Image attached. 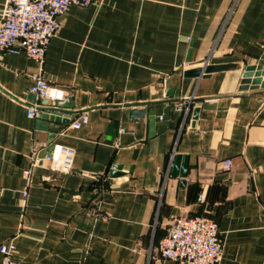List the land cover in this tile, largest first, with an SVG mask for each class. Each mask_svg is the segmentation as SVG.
I'll use <instances>...</instances> for the list:
<instances>
[{"label":"crops","instance_id":"1","mask_svg":"<svg viewBox=\"0 0 264 264\" xmlns=\"http://www.w3.org/2000/svg\"><path fill=\"white\" fill-rule=\"evenodd\" d=\"M61 22L42 71L0 54V244L15 237L21 264H177L158 251L171 220L205 214L220 264H264V87H242L264 66V0H94ZM227 63L242 67L186 76ZM37 72L66 93L56 120L28 116L52 104ZM58 143L73 171L28 183L34 150Z\"/></svg>","mask_w":264,"mask_h":264},{"label":"built area","instance_id":"2","mask_svg":"<svg viewBox=\"0 0 264 264\" xmlns=\"http://www.w3.org/2000/svg\"><path fill=\"white\" fill-rule=\"evenodd\" d=\"M93 2L94 0H5L0 9V54L24 51L42 71L48 45L61 28V18L69 6L76 4L88 7ZM34 79L30 92L38 99L49 100L51 105H56L65 98V91L48 84L42 72H37ZM41 114L39 103L28 108L30 118H38ZM87 122L88 117L83 112L70 126L78 128ZM74 154L73 148L60 143L44 154L35 149L29 168L23 171L27 182H31L35 168L40 166L60 175L71 173ZM232 166L230 159L223 162L224 170H231ZM111 169H115V166H111ZM28 195L27 187L22 191L24 206ZM198 200H204L203 192L199 194ZM15 248V237L0 244V264H21L15 257ZM158 251L161 258L173 260L177 264H220L224 247L219 225L215 219L205 214L178 215L171 220L165 236L159 242Z\"/></svg>","mask_w":264,"mask_h":264},{"label":"water","instance_id":"3","mask_svg":"<svg viewBox=\"0 0 264 264\" xmlns=\"http://www.w3.org/2000/svg\"><path fill=\"white\" fill-rule=\"evenodd\" d=\"M242 64L237 63H227V64H221V65H206L194 68L192 70H188L186 72V76L188 77H200L205 76L213 71L217 70H224V69H230V68H241ZM244 83L243 89H249V88H259L264 87V66H247L244 68ZM62 104L59 103L58 105H46L45 108H41L42 114L41 118H43L46 122H49V120H56L58 119L59 113L62 112ZM37 122H40V119L36 120ZM151 122L153 123V119H151ZM43 123V122H41ZM45 124V123H43Z\"/></svg>","mask_w":264,"mask_h":264}]
</instances>
